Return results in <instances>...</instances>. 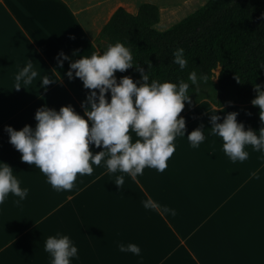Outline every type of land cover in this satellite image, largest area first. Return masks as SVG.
<instances>
[{"label": "crops", "instance_id": "1", "mask_svg": "<svg viewBox=\"0 0 264 264\" xmlns=\"http://www.w3.org/2000/svg\"><path fill=\"white\" fill-rule=\"evenodd\" d=\"M125 1L0 0V162L29 189L20 204L11 194L0 204V264H50L44 242L57 232L78 247L72 264H264V153L248 145V159L233 162L210 129L212 114L222 121L236 111L238 122L258 132L259 108L251 102L218 107L202 100L180 114L185 136L176 137L163 172L146 167L133 179L109 173L102 161L91 175L78 174L70 191L54 189L9 142L5 126L35 127L42 106L58 111L72 105L84 114L90 90L74 70L68 77L70 62L99 51L94 38L118 6L135 13L141 3L127 7ZM29 60L38 76L18 82ZM44 78L51 82L45 85ZM197 127L204 128L205 140L194 148L187 135ZM118 175L124 176L122 188L113 182ZM148 198L176 214L145 209L141 202ZM129 242L141 247L142 260L119 251V243Z\"/></svg>", "mask_w": 264, "mask_h": 264}, {"label": "clouds", "instance_id": "2", "mask_svg": "<svg viewBox=\"0 0 264 264\" xmlns=\"http://www.w3.org/2000/svg\"><path fill=\"white\" fill-rule=\"evenodd\" d=\"M59 55L67 59L64 53ZM172 62L180 69L187 67L183 48L174 50ZM134 66L141 73L143 82L134 81L128 75L117 81L116 71L124 72ZM73 70L74 76L90 90L86 101H82L84 114L76 112L72 105L61 106L58 111L42 106L35 112V127L26 124L16 130L5 126L9 142L21 153V161L38 167L57 191H70L78 174L91 175L93 165L99 166L102 161L109 173H128L133 179L143 175L146 167L163 172L176 150V137L185 136L186 121L180 113L185 102L190 100L189 89L206 80V76H198L192 70L188 74L191 84L184 80L177 83L150 79L149 74L135 63L130 48L120 41L109 44L102 53L96 51L71 61L67 72L70 79ZM37 76L29 60L17 73L16 80L28 84ZM50 82L43 79L45 85ZM254 90L257 95L251 103L259 108L261 127L258 132L250 127L246 129L243 122H238L236 111L226 113L222 121L217 114L210 116L211 134L221 138L223 151L233 162L248 159V145L264 153V86L254 84ZM132 133L137 137L135 140ZM187 139L192 147H199L205 140L204 128H195L188 133ZM90 145L102 150L93 153ZM253 176L258 180L261 178L259 172H254ZM113 182L122 188L124 176H116ZM28 191L27 187H21L13 167L0 162V204L10 194L19 197L15 202L20 204ZM141 203L145 209L176 214L175 209L161 208L152 198ZM118 249L140 256L142 260V250L137 243H119ZM44 250L51 256L50 264H72V259L78 258L74 241L60 232L46 238Z\"/></svg>", "mask_w": 264, "mask_h": 264}, {"label": "trees", "instance_id": "3", "mask_svg": "<svg viewBox=\"0 0 264 264\" xmlns=\"http://www.w3.org/2000/svg\"><path fill=\"white\" fill-rule=\"evenodd\" d=\"M264 0H206L204 4L163 30L155 25L160 10L141 2L135 13L118 6L102 26L94 43L102 53L117 41L130 48L134 61L150 79L188 81L195 70L206 76L189 89L182 113L202 100L215 106L249 103L257 95L254 84L264 86ZM177 48L185 50V69L172 62ZM215 70L218 74L215 75ZM119 78L140 81L136 67L116 71ZM238 79V80H237Z\"/></svg>", "mask_w": 264, "mask_h": 264}, {"label": "rangeland", "instance_id": "4", "mask_svg": "<svg viewBox=\"0 0 264 264\" xmlns=\"http://www.w3.org/2000/svg\"><path fill=\"white\" fill-rule=\"evenodd\" d=\"M140 2H153L158 5L162 14H160V21L155 25V28L163 30L200 7L206 0H126L125 5L132 7ZM214 72L217 75L218 70Z\"/></svg>", "mask_w": 264, "mask_h": 264}, {"label": "bare ground", "instance_id": "5", "mask_svg": "<svg viewBox=\"0 0 264 264\" xmlns=\"http://www.w3.org/2000/svg\"><path fill=\"white\" fill-rule=\"evenodd\" d=\"M160 10V14H162V10L161 9H159Z\"/></svg>", "mask_w": 264, "mask_h": 264}, {"label": "water", "instance_id": "6", "mask_svg": "<svg viewBox=\"0 0 264 264\" xmlns=\"http://www.w3.org/2000/svg\"><path fill=\"white\" fill-rule=\"evenodd\" d=\"M218 74V73H217Z\"/></svg>", "mask_w": 264, "mask_h": 264}]
</instances>
